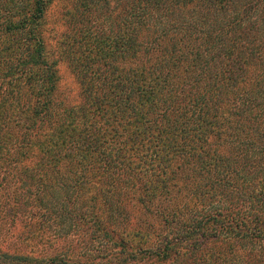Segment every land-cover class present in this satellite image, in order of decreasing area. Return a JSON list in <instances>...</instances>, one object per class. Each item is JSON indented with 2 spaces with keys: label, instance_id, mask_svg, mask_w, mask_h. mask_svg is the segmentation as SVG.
<instances>
[{
  "label": "trees",
  "instance_id": "obj_1",
  "mask_svg": "<svg viewBox=\"0 0 264 264\" xmlns=\"http://www.w3.org/2000/svg\"><path fill=\"white\" fill-rule=\"evenodd\" d=\"M0 264H264V0H0Z\"/></svg>",
  "mask_w": 264,
  "mask_h": 264
},
{
  "label": "rangeland",
  "instance_id": "obj_2",
  "mask_svg": "<svg viewBox=\"0 0 264 264\" xmlns=\"http://www.w3.org/2000/svg\"><path fill=\"white\" fill-rule=\"evenodd\" d=\"M62 5L60 1L56 2L53 7H51L49 13L47 14L48 20L46 25V30L48 32V37L50 39L56 38L57 34L63 30L62 26L57 23L58 19H60V10L59 7ZM55 59L58 57L54 56ZM57 70L60 77V89L63 94V97H67L69 100H76L77 95V86L73 79V76L70 74L65 63L58 62Z\"/></svg>",
  "mask_w": 264,
  "mask_h": 264
}]
</instances>
